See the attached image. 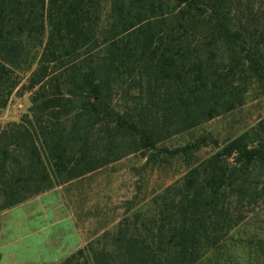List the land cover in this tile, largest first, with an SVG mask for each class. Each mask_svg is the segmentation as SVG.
I'll use <instances>...</instances> for the list:
<instances>
[{
    "label": "trees",
    "instance_id": "1",
    "mask_svg": "<svg viewBox=\"0 0 264 264\" xmlns=\"http://www.w3.org/2000/svg\"><path fill=\"white\" fill-rule=\"evenodd\" d=\"M103 1L0 0V110L15 93L30 100L0 123V211L133 154L181 157L179 180L135 195L112 231L58 264H264V225L243 210L264 196V122L194 163L205 138L161 145L264 93V10L109 0L103 23ZM124 87L140 95L119 112Z\"/></svg>",
    "mask_w": 264,
    "mask_h": 264
},
{
    "label": "rangeland",
    "instance_id": "2",
    "mask_svg": "<svg viewBox=\"0 0 264 264\" xmlns=\"http://www.w3.org/2000/svg\"><path fill=\"white\" fill-rule=\"evenodd\" d=\"M235 2L245 16L261 18L264 0ZM102 12L104 23L110 13L109 0L103 1ZM139 95L137 89H118L115 109L127 111ZM29 107L28 93L13 94L6 108L0 110L1 125L19 122L28 114ZM261 122H264V93L253 86L243 106L200 125L192 133L176 135L161 145L175 149L205 138L207 146L193 154L194 163L211 154L214 141L224 143L244 132L257 130ZM146 160L147 157L140 153L130 155L84 177L58 185L17 207L1 210L3 234L10 233V237H14L11 231L15 227L21 234L18 240L12 241V245L16 243L20 249L7 248L0 252L3 253L0 254V264H58L103 233L112 231L123 217L127 202L135 195L146 201L179 180L188 169V161L181 157L169 158L162 154L156 163L147 166ZM243 210L247 217L245 221L250 225H264V196L246 203Z\"/></svg>",
    "mask_w": 264,
    "mask_h": 264
},
{
    "label": "crops",
    "instance_id": "3",
    "mask_svg": "<svg viewBox=\"0 0 264 264\" xmlns=\"http://www.w3.org/2000/svg\"><path fill=\"white\" fill-rule=\"evenodd\" d=\"M21 205V204H20ZM17 207V206H16ZM14 208V207H13ZM11 209V208H10ZM4 225L2 224V227ZM14 228V227H13ZM16 229H13L11 231V233L14 234V237H10V233H7V234H3V231L2 229H0V252L4 251L5 249L7 248H14V250L18 251L20 248L18 247V245L16 243H13L12 245V241H15V240H18L17 238L19 237V233L17 231V227H15ZM19 228V227H18ZM0 254H3V253H0ZM17 259V257H15Z\"/></svg>",
    "mask_w": 264,
    "mask_h": 264
}]
</instances>
